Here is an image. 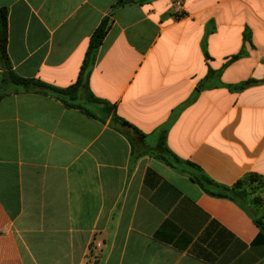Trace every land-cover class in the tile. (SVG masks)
<instances>
[{
    "label": "crops",
    "instance_id": "obj_1",
    "mask_svg": "<svg viewBox=\"0 0 264 264\" xmlns=\"http://www.w3.org/2000/svg\"><path fill=\"white\" fill-rule=\"evenodd\" d=\"M118 1L0 0L13 70L72 86L110 18L95 96L146 143L177 112L168 148L220 185L264 179V0ZM109 122L37 92L0 101V264H264L252 215L133 157Z\"/></svg>",
    "mask_w": 264,
    "mask_h": 264
},
{
    "label": "trees",
    "instance_id": "obj_2",
    "mask_svg": "<svg viewBox=\"0 0 264 264\" xmlns=\"http://www.w3.org/2000/svg\"><path fill=\"white\" fill-rule=\"evenodd\" d=\"M136 0H119L115 7L133 3ZM110 18H105L90 38L89 46L80 68L79 76L75 84L67 88H59L46 84L37 79L19 76L12 67L8 54V10L0 8V101L5 97L19 92H37L51 96L59 100L69 109H77L87 116L103 123L110 121V128L124 135L132 145V155L135 158L151 156L158 159L177 171L188 173L190 179L196 183L206 194L215 198L228 199L253 216L255 223L264 237V212L257 211L261 205L251 200V195L260 193L264 189V179L256 174H249L232 187L220 185L210 179L196 165L183 161L175 155L167 146V136L176 118L177 112L171 119L154 132L155 143H146L147 135L141 133L115 112V106L98 98L90 87V78L96 65L100 48L110 30ZM242 53L232 57L230 62L240 58ZM210 71V75H214ZM218 75V74H217ZM255 81L248 80L235 87L240 90L253 85ZM206 86L199 84L196 87L193 98ZM234 87V86H233ZM212 88V85H210ZM134 130L137 137H133L130 131ZM260 203L261 199H257ZM256 202V201H255Z\"/></svg>",
    "mask_w": 264,
    "mask_h": 264
},
{
    "label": "rangeland",
    "instance_id": "obj_3",
    "mask_svg": "<svg viewBox=\"0 0 264 264\" xmlns=\"http://www.w3.org/2000/svg\"><path fill=\"white\" fill-rule=\"evenodd\" d=\"M257 199H261L260 201H262V203H260ZM251 200L254 201V204L256 203V205L260 204L262 206L263 203H264V199L261 197V195L259 193L252 194L251 195Z\"/></svg>",
    "mask_w": 264,
    "mask_h": 264
},
{
    "label": "water",
    "instance_id": "obj_4",
    "mask_svg": "<svg viewBox=\"0 0 264 264\" xmlns=\"http://www.w3.org/2000/svg\"><path fill=\"white\" fill-rule=\"evenodd\" d=\"M131 135L136 137V134H135L134 130H131Z\"/></svg>",
    "mask_w": 264,
    "mask_h": 264
}]
</instances>
